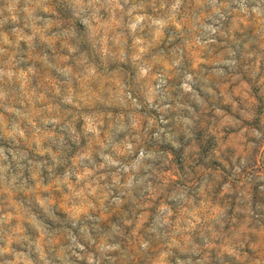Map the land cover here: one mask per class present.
Wrapping results in <instances>:
<instances>
[{"label":"rangeland","instance_id":"1","mask_svg":"<svg viewBox=\"0 0 264 264\" xmlns=\"http://www.w3.org/2000/svg\"><path fill=\"white\" fill-rule=\"evenodd\" d=\"M141 2L149 15L159 14L149 0H129L125 8ZM220 2L224 5L223 17L209 13L199 23L192 24L189 20L184 32L172 27L165 30L169 43L176 48L188 53L192 45L191 52L195 55H189L193 63L196 56L203 57L205 63L194 71L193 84L200 100L185 97L184 107L177 109L173 78L158 97V118L168 121L163 125L167 134L162 133L159 139L149 134L145 143L158 154L151 162L153 169L161 174L165 169L177 173V166L169 157L173 153L176 158L182 155V180L195 184L200 178H208L211 183L205 205L221 204L227 212L211 218L207 208L200 207L197 193L202 222L185 234L187 241L181 239L179 246L169 247L168 241L147 230L155 215L148 224L135 228L143 201L139 195L121 206H98L74 219L62 211L54 214L51 208L45 210L37 203L35 193L28 191L34 187L32 172L38 169L47 177L54 163L48 152L41 155L37 140L51 132L53 136L43 140L44 146L51 145L55 150L62 143L60 125L45 120L57 116L62 123L73 122L79 127L76 119L79 114L64 99L74 86V75L61 71L65 66L63 57L68 54L66 44L77 49L74 56L81 52L91 54L94 46H98L97 36L82 23L87 13L80 11L76 0H0V148L10 158L11 153L23 156L21 163L25 165L20 169L12 162V167L0 176L9 177L22 171V180L26 181L9 189L7 180H0V249H9L0 253V264H9L16 252L25 253L32 264H88V254L94 256L96 264H176L177 259L183 264H257V261L264 264V18L240 11L241 2L250 9L257 0ZM259 2L264 6V0ZM97 7H101L103 18L110 21L106 11L110 7L108 0H100ZM185 7L190 15L191 0H185ZM120 16L117 12L116 19ZM204 24L213 25L217 31L212 33ZM65 29L70 30L69 36L63 34ZM152 34L153 26L146 21L142 35L151 40ZM197 36L201 41L214 42L195 45ZM233 60L234 64L225 63ZM114 63L118 61L109 56L107 64ZM156 68L161 70L160 65ZM102 99L119 102L116 95L92 97L88 103L98 109L97 115L105 114L99 111ZM182 115L194 116L195 126H183ZM20 129L25 132L23 138L19 136ZM113 134L121 135L114 130ZM81 139L88 142L83 134ZM70 143L64 142V147ZM173 144L178 147L173 149ZM249 161H254V167H248ZM62 170L61 164L52 171L59 174ZM222 179L232 184V190L224 197L218 191ZM111 191L120 195L118 187ZM170 203L177 217H182L185 201L179 190ZM33 218L43 229V238ZM129 219L133 224L125 223ZM70 236L84 245V259L70 255L68 246L75 248ZM141 239L150 242L147 250L138 248ZM105 240L119 242L120 250L100 248V242ZM164 251L169 255L161 260Z\"/></svg>","mask_w":264,"mask_h":264},{"label":"clouds","instance_id":"2","mask_svg":"<svg viewBox=\"0 0 264 264\" xmlns=\"http://www.w3.org/2000/svg\"><path fill=\"white\" fill-rule=\"evenodd\" d=\"M108 2L110 7L106 11L110 21L101 15L102 6L97 7L100 0H76L80 11L87 13L82 18V23L96 33L98 45L94 46L95 51L91 54L81 52L79 56H74L77 49L71 44H66L68 54L63 57L65 66L61 71L65 75H74V86L64 99L79 114L76 118L79 127L73 122L62 123L57 116L45 120V123L60 125L63 133L60 137L62 143L55 150L51 145L44 146L43 140H50L53 136L51 132L45 133L37 140L41 155L48 152L54 163L49 167L47 177L42 176L38 169L32 172L34 187L28 191L35 193L37 203L45 210L51 208L54 214H60L62 211L74 219L89 214L98 206H121L127 199L135 200L139 195L143 197V201L135 228L140 229L148 224L149 218L155 215L154 223L147 230L157 238L168 241L169 247L179 246L181 239L187 241L185 234L202 222L200 207H206L207 215L213 219L224 216L227 210L217 203L205 205L206 193L211 183L208 178H200L195 184L182 180V155L176 158L173 153L169 157L176 164L177 173L165 169L161 174L153 169L151 162L157 159L158 154L145 143V138L151 134L153 138L159 139L162 133L167 134L163 125L168 121L163 117L158 118V97H161V90L175 78V107L183 108L182 101L185 97L199 102L200 97L193 86L194 71L205 63L201 56H196L193 63L189 55H195L191 52L192 45L189 46L188 53L183 48H176L169 43L170 37L165 30L172 27L178 32H184L189 20L192 24L199 23L209 13L223 17L221 9L224 5L220 0H191L189 15L185 0H149L152 9L159 13L149 15L143 2L133 3L127 9L125 5L129 4V0H124L123 3L121 0ZM89 9L92 10L89 12ZM240 11L245 15L264 18V6L259 0L250 9L241 2ZM117 12L121 14L119 20L116 19ZM125 16L128 17L127 20L124 19ZM146 21L153 26L151 40L142 35ZM113 23L116 27H113ZM203 27L212 33L217 31L211 24H204ZM63 34L69 36L71 32L65 29ZM212 42L214 41H201L198 36L194 38L195 45L199 46ZM109 56L114 57L118 63L109 66ZM225 63L234 64L235 61ZM157 65H160V71H157ZM81 85L83 88H80ZM78 88L80 94H77ZM112 95H116L119 102L102 99L99 111H104V115H97L98 109L89 106L88 101L94 96L100 99ZM180 123L187 128L194 127L195 117L182 115ZM113 130L121 135H114ZM82 134L88 140L87 143L82 141ZM19 136H25L22 129L19 130ZM66 141L71 142L68 147H64ZM177 147L176 144L172 145L173 149ZM23 159V156L16 153H11L10 158L9 154L0 148V173L8 171L12 162L23 169ZM61 164L62 172L53 173V168ZM248 167H254V161H249ZM5 179L9 189L15 187L18 182L26 183L22 180V171L9 177L0 176V180ZM115 187L119 188L120 195L111 191ZM177 190L185 201L182 217H177L170 203L175 199ZM231 190L230 181L222 179L219 182L218 191L221 197ZM197 193L200 194V207L197 206ZM33 222L37 223L35 218ZM125 223L131 225L133 221L129 219ZM37 229L43 238L45 233L38 223ZM70 239L75 243V248L80 250L75 251V248L69 245L70 255L84 259V245L76 242L74 236H70ZM11 240L12 237L9 238V244ZM37 247L40 248L43 258L39 243ZM99 247L106 251H118L121 245L119 242L105 240L100 242ZM149 247L148 240L138 241L139 249L147 250ZM227 250L233 252V249ZM5 251L9 249H0V253ZM168 255L169 253L164 251L160 259L163 260ZM14 256L15 259L9 264H32L31 259L23 252H16ZM87 261L88 264H96L92 254H88ZM176 264L183 262L177 259ZM257 264L261 262L257 261Z\"/></svg>","mask_w":264,"mask_h":264}]
</instances>
